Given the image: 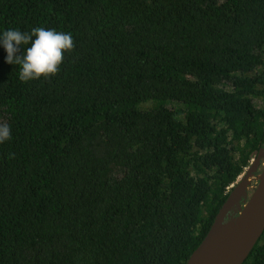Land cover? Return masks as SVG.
Wrapping results in <instances>:
<instances>
[{
    "label": "trees",
    "instance_id": "16d2710c",
    "mask_svg": "<svg viewBox=\"0 0 264 264\" xmlns=\"http://www.w3.org/2000/svg\"><path fill=\"white\" fill-rule=\"evenodd\" d=\"M37 27L74 47L0 48V264H186L264 148V0H0Z\"/></svg>",
    "mask_w": 264,
    "mask_h": 264
},
{
    "label": "water",
    "instance_id": "95a60500",
    "mask_svg": "<svg viewBox=\"0 0 264 264\" xmlns=\"http://www.w3.org/2000/svg\"><path fill=\"white\" fill-rule=\"evenodd\" d=\"M263 160L264 148L232 187L210 231L186 264H244L248 260L264 235ZM255 179L257 185L252 187Z\"/></svg>",
    "mask_w": 264,
    "mask_h": 264
},
{
    "label": "clouds",
    "instance_id": "9594fccd",
    "mask_svg": "<svg viewBox=\"0 0 264 264\" xmlns=\"http://www.w3.org/2000/svg\"><path fill=\"white\" fill-rule=\"evenodd\" d=\"M24 45L30 46L23 50L22 55H18ZM73 47L72 35L55 29L37 27L30 32H22L9 28L0 31V48L6 52L5 62L19 66V80L23 83L56 75L64 54ZM10 139V127L0 125V144Z\"/></svg>",
    "mask_w": 264,
    "mask_h": 264
},
{
    "label": "rangeland",
    "instance_id": "374dc122",
    "mask_svg": "<svg viewBox=\"0 0 264 264\" xmlns=\"http://www.w3.org/2000/svg\"><path fill=\"white\" fill-rule=\"evenodd\" d=\"M2 124H6V120L3 118V117H0V125H2ZM264 162V160L262 161V163ZM248 169V168H247ZM247 169H246V171H247ZM246 171H245V173H246ZM262 171V166H261V168H260V170H259V172H258V174L260 173ZM244 173V174H245ZM243 174V175H244ZM243 175L241 176V177H243ZM240 179L241 178H239V180H238V182L240 181ZM255 180H252V182H254ZM252 190V189H251ZM250 190V191H251ZM254 190V189H253Z\"/></svg>",
    "mask_w": 264,
    "mask_h": 264
},
{
    "label": "flooded vegetation",
    "instance_id": "af4514ba",
    "mask_svg": "<svg viewBox=\"0 0 264 264\" xmlns=\"http://www.w3.org/2000/svg\"><path fill=\"white\" fill-rule=\"evenodd\" d=\"M256 178L258 177V173H257V175L255 176ZM256 179H255V181L254 182H252V187H256ZM252 191H253V189L250 191V195H251V193H252Z\"/></svg>",
    "mask_w": 264,
    "mask_h": 264
}]
</instances>
